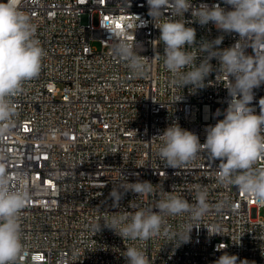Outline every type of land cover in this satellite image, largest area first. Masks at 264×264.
<instances>
[{"label": "built area", "instance_id": "1", "mask_svg": "<svg viewBox=\"0 0 264 264\" xmlns=\"http://www.w3.org/2000/svg\"><path fill=\"white\" fill-rule=\"evenodd\" d=\"M18 7L35 25L45 55L38 77L24 82L11 98L16 114L0 136V166L13 188L26 187L31 196L20 213L23 252L16 264H126L123 252L130 246L143 250L149 264H215L225 252L264 264V218L259 215L264 205L235 186L219 184L218 160L199 154L176 170L158 155L162 142L155 136L175 122L205 141V128L223 119L215 113L227 107L228 77L214 71L207 87L195 92L174 83L146 0H131L130 8L127 0H18ZM136 15L148 21L145 27L137 29ZM184 18L192 19L190 13ZM186 26L196 29L198 42L222 35L211 23ZM238 39L224 34L220 47ZM120 41L141 45L139 54L147 58L143 76L114 55ZM93 42H99L100 50ZM211 63L218 66L216 60ZM254 92L259 114L264 85ZM256 167L264 168V160ZM137 179L150 181L153 192H129L120 208L111 207L113 185ZM195 185L207 189L210 204L227 201L230 207L194 222L188 243L174 247L163 235L123 240L103 227L115 212L154 207L167 192L194 204ZM189 226L187 215L165 217V227L175 232ZM217 231L220 235H213Z\"/></svg>", "mask_w": 264, "mask_h": 264}, {"label": "clouds", "instance_id": "2", "mask_svg": "<svg viewBox=\"0 0 264 264\" xmlns=\"http://www.w3.org/2000/svg\"><path fill=\"white\" fill-rule=\"evenodd\" d=\"M148 17L160 31L158 40L164 45V66L174 76L179 87H189L192 92L207 87V78L214 71L228 77L227 107L215 116L223 115L214 125L205 128L206 138L200 142L198 135L180 127L178 122L166 127L159 137L160 160L166 167L180 170L199 154L219 161L216 179L221 185L235 186L246 197L264 205V168L256 167L264 160V98H260L259 114L253 106L255 89L264 85V0H221V3L192 0H146ZM131 7V0H127ZM168 13L169 15H165ZM191 20H185V14ZM137 16V15H136ZM137 29L148 21L140 16ZM209 23L222 33L213 40L197 41L196 29L186 24ZM36 27L30 17L18 7V0H0V136L10 128L16 114L12 97L16 96L26 81L38 77L45 55L35 38ZM237 34L239 39L230 47L221 48L224 34ZM195 48L197 51H189ZM252 53H248V49ZM141 45L120 41L113 48L114 55L124 61L136 76L146 72L144 60L139 54ZM199 59V63L197 60ZM216 60L214 68L211 61ZM187 69V70H186ZM4 157L0 155V160ZM178 173V172H177ZM127 178V177H126ZM195 203L181 196L165 193L154 207H140L134 212L112 215L103 221V227L112 230L123 240H149L163 235L170 238L174 247L190 241V233L196 221L211 212L222 213L230 205L227 201L210 204L209 193L201 185L194 186ZM136 196L153 192L150 181L119 183L113 185L109 199L111 207L120 208L127 193ZM31 199L28 189L13 188L12 180L0 166V264H16L23 252L20 213ZM187 215L190 226L184 232L165 227V217ZM101 221L96 233L101 230ZM220 235L217 231L213 235ZM219 250V249H218ZM126 264H149V258L138 247H127L123 252ZM249 264L237 255L227 252L220 255L215 264Z\"/></svg>", "mask_w": 264, "mask_h": 264}, {"label": "rangeland", "instance_id": "3", "mask_svg": "<svg viewBox=\"0 0 264 264\" xmlns=\"http://www.w3.org/2000/svg\"><path fill=\"white\" fill-rule=\"evenodd\" d=\"M92 46L97 49V50H100L101 46L99 44V42H93L92 43ZM259 215L264 218V208H262L260 211H259Z\"/></svg>", "mask_w": 264, "mask_h": 264}]
</instances>
